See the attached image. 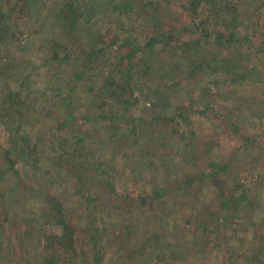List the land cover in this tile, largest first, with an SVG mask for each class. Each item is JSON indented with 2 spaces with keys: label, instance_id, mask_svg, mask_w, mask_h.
I'll return each mask as SVG.
<instances>
[{
  "label": "rangeland",
  "instance_id": "374dc122",
  "mask_svg": "<svg viewBox=\"0 0 264 264\" xmlns=\"http://www.w3.org/2000/svg\"><path fill=\"white\" fill-rule=\"evenodd\" d=\"M259 1L3 0L0 70L11 62L17 67L12 79L0 73V171L9 174L6 183L12 181L11 193L0 191V203L7 205H0V264L39 262L47 241L62 232L41 217L39 222L42 204L53 207L55 201L65 207L78 239L76 257H70L75 262L64 264H264V49L258 50L264 46V14L256 7ZM67 4L80 18L73 33L62 30V17L58 22L54 17L72 9ZM115 4L118 9L109 13ZM222 5H238L233 16L240 37L247 39L238 52L205 36L226 28L213 15ZM82 30L99 36L96 51L89 52L92 46L80 38L68 46L50 42L53 32L62 42L67 32L76 37ZM154 38L160 40L148 46ZM49 46L61 49V63L51 60ZM83 65L91 68L87 76L96 75L94 91L74 77ZM248 69L244 79L240 73ZM16 74L17 82L12 81ZM109 76L127 89L128 106L104 96L100 88ZM5 109H10V123L4 121ZM71 117H76L73 123ZM105 130L116 131L117 141L109 142ZM80 138L98 144L88 154L91 176L97 162L106 161L82 189L84 197L73 186L67 164ZM4 150L10 151L8 159ZM125 166L134 170L128 183L121 174ZM212 166H219L216 184L208 178ZM110 174L118 179L115 190L123 192L114 201L122 202L128 190L130 197L143 198L156 184L171 188L158 208L142 210L138 199L132 210L137 217L127 226L125 214L110 208V190L101 181ZM242 194L225 216L223 200ZM87 197L94 213L86 208ZM95 228L101 232L102 255L88 257Z\"/></svg>",
  "mask_w": 264,
  "mask_h": 264
},
{
  "label": "trees",
  "instance_id": "16d2710c",
  "mask_svg": "<svg viewBox=\"0 0 264 264\" xmlns=\"http://www.w3.org/2000/svg\"><path fill=\"white\" fill-rule=\"evenodd\" d=\"M243 1L244 0H241L240 4ZM2 2H3V0H0V23L4 22V19H3L4 18V15H3L4 10L1 6ZM66 6L68 7L71 5L67 4ZM236 6H238V5H233V6L222 5L221 7L217 8L213 12V15H215V17L221 23H223V25L226 28L224 30H220L219 28H217L216 29L217 32H215V33L213 32L211 34L206 32L205 36L208 37L210 35L211 37H213L212 39L214 41L220 43L222 46H224V45H228V46H232V47L235 46L236 47L235 50H236V52H238L237 50H239L240 46L245 45L244 42L247 41V39H245V37H240V35H239V23L237 21V18L235 19V17L233 16V14L239 12L237 9H235ZM109 7H111L110 10H108L109 13L112 11H116L118 9L117 4H115L114 6H109ZM256 7L259 8L260 10L262 9V13L264 14V0H262V2L259 1V3L256 4ZM190 8L194 10V13H196L195 10H197V5L195 3H191ZM72 11H73V7H72V9H70L66 12H63V11L56 12V14L54 15L56 22H58L57 20L60 17H62V20L64 22L66 21L65 26L61 27V28H62V30H63V28L64 29L68 28L70 33H73L76 30V28L74 29V26L76 27V25H74V22H77L80 19L79 17H75V13ZM191 14L194 17L198 16V14H193V13H191ZM70 33L67 32V35H65L64 40L62 42H59L57 40V39H59V37H58L59 33L53 32L54 38L51 37V40H50L51 44L57 45V46H68L69 44L71 45V43L74 44L75 38H78V39L80 38V40L84 39V42L87 43L88 46H92V48L89 50V52L92 50H93L92 52L96 51V50H94V49H96V46H94V45H96L97 43H94V42H97L99 40V36H93L92 33H89V32L83 31V30L79 31L78 34L76 35V37H69ZM82 34H84L83 38H81ZM95 35H98V34L95 33ZM130 37H132V34ZM130 37L126 38V41L129 42L131 40ZM159 40H160L159 38L149 39L147 45L152 46L155 43H157V41H159ZM49 47L51 48V49H49V50H51L50 51L51 52V60H54L56 62L61 63V60L63 58V56L60 55L61 53H63L61 51V49H54V47H56V46H49ZM259 48H258V50L262 51V49H264V46L259 47ZM93 56H94V54H93ZM234 65L240 67L241 63L236 62ZM16 67H17V65L13 66V62H11L10 65L7 64L4 67V69H1L0 73H1V75H3L4 73H6L7 75H10V78L12 79L13 74H12L11 70L15 69ZM83 68H84V70H81L79 72L77 71L74 74V77L78 80L84 79V80H82V81H84V84H83L84 88L89 85V90L94 91L96 89L95 84L97 82L93 78L96 77V75L95 76H93V75L87 76L86 73L88 72V69H91V68L89 66H86V65H83ZM251 69L254 70L253 68H251ZM251 69L247 70V74L241 72L240 76L243 77L244 79L247 78V75L249 76L251 71H252ZM261 75H262V73H261ZM18 77H19V75L16 74L14 80H12V81L17 82L19 79ZM25 77L26 78L30 77L29 74H27V72L25 74ZM112 78H113L112 76L107 77V79L102 84V88H100V89H103L104 96L111 98V100L116 101V103H120V105H124V107L128 106L129 101L126 100V96L124 99V94L127 91V89L121 88L119 86H115L114 83L112 82ZM93 82H95V83H93ZM51 83L53 84L54 82H51ZM51 89H53V88L50 85L49 90H51ZM124 90H125V92H124ZM6 96L8 98H10V96H12V95H11V93H8ZM49 96L51 97L52 100H55L54 93H51ZM2 102L5 104H8L9 107L14 106V103H8L5 100H3ZM63 105H65L66 107L71 106L70 102L67 104H63ZM2 106L4 107V105H2ZM8 110H10V109H5V113L3 114V117H4V121L6 119L7 123H10V116L8 115ZM15 112L17 113V111H15ZM176 113H178V112H176ZM178 115H180V113H178ZM19 118H21L20 115H19ZM75 119H76V117H71L69 120H70V122L73 123L75 121ZM16 131L19 132L18 128L16 129ZM78 133H80V131ZM115 134H116V131H114V130H111V131L105 130L104 136L107 137L109 142H114V141H117L116 140L117 138H115ZM121 135L124 136V134H121ZM21 139H24V137L21 136ZM80 141H81V143L79 145H77L78 147L75 149L76 152L75 151H74L75 153L73 152L74 154H77V155H74L72 153V156H69L67 159V164L69 167H72L71 170L69 171L70 177L73 178L75 176L74 177L75 181L73 183V186L78 187L79 188L78 194L80 195V197H84L85 195L82 193V189L83 190L85 189V186L87 185V183L92 182L91 178L97 177L99 170L102 169L103 166L106 165V161L99 160L97 162V168H95V170L92 172V174L94 176H91V174L89 173V170H88V172L86 170L88 165L90 164L89 158L91 157V155H88V154H89V151L91 150V146L93 144H96V143H93V142L89 143V142L85 141L83 138H80ZM96 145H98V144H96ZM194 145H196V144H194ZM36 147H37V144L34 142L32 149H34V148L36 149ZM137 151H139V149ZM9 153H10L9 150H6V151L4 150V156L7 159H8ZM76 157L79 158V160L76 159ZM9 162H11V160H9ZM10 165L12 166V162L10 163ZM68 166H66V168H69ZM73 167L77 168L78 172L74 173L73 172L74 170L72 171ZM124 170L125 171L121 172V174H123L125 176L124 182L128 183V181L130 180L129 179L130 178L129 176L131 175L130 173L133 172L134 170L131 168L130 170H133V171H130L129 168H127L126 166H125ZM218 170H219V166H214V167L212 166L213 173L211 175L208 174V178L214 184H216L215 182L218 181V179H217ZM0 172H1L0 173V191L3 192V190L6 189L8 192L11 193L12 187L9 185L12 183V181H9L8 183H6L10 179L9 174L7 175L6 170L0 171ZM110 173H111V170H110ZM109 177H110V179L108 177H106V178L102 179L101 181H105L108 184L107 187L109 188V190H110L109 194L111 195V196L108 195V202L110 204V208L114 209L115 212H118L120 214H125V216H123V220L125 221V225H127V226H129V225L131 226L134 223L135 218L137 217L136 214L132 213V210H133V208L134 209L136 208L135 206L138 202H139L138 206L142 210L145 207H149V210L158 208L159 205L161 203H163L162 198L168 193V191H170V188H171L166 183H164L162 185L156 184V185H154V188H152L150 196L143 197V198H141L142 196H136L135 198L130 197L128 195V193H129V190H128L126 192L127 196H125L121 200L122 202H119V201H114L113 197L115 196L119 199V197H121L119 192L120 193H123V192L115 190L114 183L117 179L116 175L110 174ZM204 177L205 176L199 177V178L204 179ZM117 181H118V179H117ZM194 182H196V181H194ZM189 185L190 184H188V186ZM185 186H187V185L185 184ZM223 192H224L223 190H219L220 196L223 195ZM82 195H84V196H82ZM244 196H246V195L242 194L241 196H237V197L233 196V197H229V198H226L225 200H223L222 205L224 207H221V212L224 213L225 216H226V213L227 214L231 213L230 212V204H231L232 200H234V202H236V201L241 200V198ZM7 197L10 199L9 196H7ZM138 199H139V201H138ZM89 200L90 199L87 197L86 208L88 210H90V212L94 213V209H91L92 207L90 205ZM45 204H47V203H43L41 206V210H40L41 214L38 216L39 222L42 223L41 218H43V220L46 223L57 224L62 229V232L58 235H55L54 238L49 239L47 241L48 243L45 244L43 252H42V258H40L39 262H36L35 264H56L57 262L60 263V261H62L63 264H64V262L74 263L75 258H70V257L75 256L77 254V250L75 247H76V244L78 242V239L76 238V235L74 236L73 229L69 226L68 222L65 219L66 218L65 207H63V204H61V202H58V201L54 202L53 207L49 206V205H45ZM0 205L2 206V208H5L7 206L3 203H0ZM130 207H132V208H130ZM139 207H137V209H139V212H141V209ZM120 214H118V215H120ZM120 216H122V215H120ZM25 230H28V229L25 228ZM95 230H96L95 231L96 235H93L94 241L89 243V247L91 250H88V252H89L88 257L91 256V253H93L94 255H100L101 254V251H100L101 242H100V240L102 237H99L101 235V232L98 231L97 228H95ZM63 251H68V252H63ZM69 251H71V252H69ZM64 254H69V255L66 257H63ZM60 264H62V263H60Z\"/></svg>",
  "mask_w": 264,
  "mask_h": 264
}]
</instances>
